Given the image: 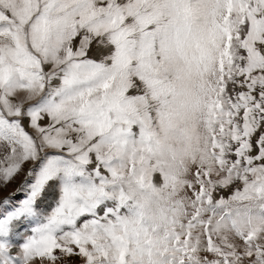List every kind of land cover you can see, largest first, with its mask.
Returning a JSON list of instances; mask_svg holds the SVG:
<instances>
[{
    "label": "snow or ice",
    "instance_id": "1",
    "mask_svg": "<svg viewBox=\"0 0 264 264\" xmlns=\"http://www.w3.org/2000/svg\"><path fill=\"white\" fill-rule=\"evenodd\" d=\"M0 264H264V0H0Z\"/></svg>",
    "mask_w": 264,
    "mask_h": 264
},
{
    "label": "rangeland",
    "instance_id": "2",
    "mask_svg": "<svg viewBox=\"0 0 264 264\" xmlns=\"http://www.w3.org/2000/svg\"><path fill=\"white\" fill-rule=\"evenodd\" d=\"M21 178L22 177H17L16 180H14L11 184H9L6 189L0 190V196H5L9 192L15 190V188L17 187L18 183L20 182Z\"/></svg>",
    "mask_w": 264,
    "mask_h": 264
}]
</instances>
